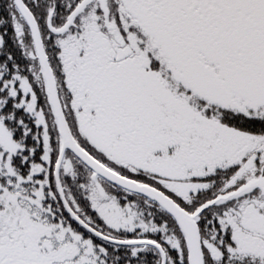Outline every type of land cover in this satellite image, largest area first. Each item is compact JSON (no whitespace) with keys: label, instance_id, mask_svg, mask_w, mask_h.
I'll use <instances>...</instances> for the list:
<instances>
[{"label":"snow or ice","instance_id":"1","mask_svg":"<svg viewBox=\"0 0 264 264\" xmlns=\"http://www.w3.org/2000/svg\"><path fill=\"white\" fill-rule=\"evenodd\" d=\"M0 264H264V0H3Z\"/></svg>","mask_w":264,"mask_h":264},{"label":"trees","instance_id":"2","mask_svg":"<svg viewBox=\"0 0 264 264\" xmlns=\"http://www.w3.org/2000/svg\"><path fill=\"white\" fill-rule=\"evenodd\" d=\"M3 3V0H0V4H2Z\"/></svg>","mask_w":264,"mask_h":264}]
</instances>
